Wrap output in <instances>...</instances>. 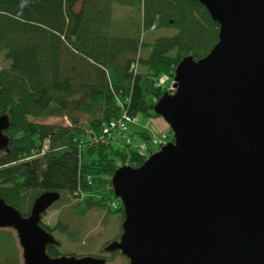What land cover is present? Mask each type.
<instances>
[{
    "label": "trees",
    "instance_id": "obj_1",
    "mask_svg": "<svg viewBox=\"0 0 264 264\" xmlns=\"http://www.w3.org/2000/svg\"><path fill=\"white\" fill-rule=\"evenodd\" d=\"M160 29L174 34L154 38ZM219 34L194 0H0V118L10 121L0 196L28 218L40 196L60 194L51 208L62 206L56 225L41 223L55 239L52 258L62 256L56 236L81 238L74 216L102 208L122 226V206L105 203L114 195L112 177L121 167H141L147 156L130 134L128 143L104 128L124 114L159 117L155 106L172 93L178 65L205 58ZM165 76L170 81L160 86ZM53 118L68 124L44 123ZM142 137L149 143L152 136ZM0 264H24L11 229H0Z\"/></svg>",
    "mask_w": 264,
    "mask_h": 264
},
{
    "label": "water",
    "instance_id": "obj_2",
    "mask_svg": "<svg viewBox=\"0 0 264 264\" xmlns=\"http://www.w3.org/2000/svg\"><path fill=\"white\" fill-rule=\"evenodd\" d=\"M219 25L203 59L186 57L155 113L174 139L139 167L112 177L125 219L120 252L129 264H264V0H194ZM0 118V152L8 149ZM59 193L40 196L23 217L0 196V229L15 231L24 264H106L52 258L41 225Z\"/></svg>",
    "mask_w": 264,
    "mask_h": 264
},
{
    "label": "rangeland",
    "instance_id": "obj_3",
    "mask_svg": "<svg viewBox=\"0 0 264 264\" xmlns=\"http://www.w3.org/2000/svg\"><path fill=\"white\" fill-rule=\"evenodd\" d=\"M80 5L76 7V12H79ZM173 31H167L165 29H160L154 31L152 34L154 38H162L173 35ZM4 58L0 55V64H2ZM110 78L114 79V73H109ZM155 122H160L162 126L165 127V132L171 133L170 126L164 121L162 117L156 118H146L143 115H139L136 119L132 120L129 126V134L133 136L134 147L143 148L146 150L151 149L152 145L150 143H145L142 135L149 133L153 137L157 136L158 132H154L156 127ZM45 124H68L62 119H49L44 122ZM154 152L158 151V148H154ZM116 201L122 206L121 202L115 198V196L108 195L107 201L108 205H112ZM59 208H53L47 212L43 218L44 222L51 227L56 225V221L60 217ZM99 208L90 214H85V216L80 219L76 216L73 217V224L75 230L81 231V238L77 242H70L67 238L56 236V239L61 242L60 251L62 256L67 257H98L106 261V264H129V260L124 257L120 252L110 253L107 252V248L114 242H118L121 239L122 229L121 221L117 216H108V210H101ZM114 208L112 207V210ZM124 212V211H123Z\"/></svg>",
    "mask_w": 264,
    "mask_h": 264
},
{
    "label": "built area",
    "instance_id": "obj_4",
    "mask_svg": "<svg viewBox=\"0 0 264 264\" xmlns=\"http://www.w3.org/2000/svg\"><path fill=\"white\" fill-rule=\"evenodd\" d=\"M170 81V78L165 76L162 77L160 79V86L167 84ZM132 120L131 118H129L128 115L124 114L123 117L121 118V120H119L118 122H112L110 124H108L105 129H104V134L107 135L109 133H111L112 131H120L121 133L125 134L128 130V125L129 123H131ZM168 142V137L163 134L160 137H157L155 139H153L151 141V145L153 148H161L164 145H166ZM128 143H130V140H128ZM144 149H146V147H143Z\"/></svg>",
    "mask_w": 264,
    "mask_h": 264
},
{
    "label": "crops",
    "instance_id": "obj_5",
    "mask_svg": "<svg viewBox=\"0 0 264 264\" xmlns=\"http://www.w3.org/2000/svg\"><path fill=\"white\" fill-rule=\"evenodd\" d=\"M155 124L156 127L154 128V132H165V127L162 126L160 122H155Z\"/></svg>",
    "mask_w": 264,
    "mask_h": 264
}]
</instances>
